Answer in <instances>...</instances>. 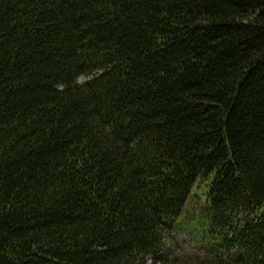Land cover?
<instances>
[{
    "label": "trees",
    "instance_id": "1",
    "mask_svg": "<svg viewBox=\"0 0 264 264\" xmlns=\"http://www.w3.org/2000/svg\"><path fill=\"white\" fill-rule=\"evenodd\" d=\"M0 264H264V0H0Z\"/></svg>",
    "mask_w": 264,
    "mask_h": 264
},
{
    "label": "rangeland",
    "instance_id": "2",
    "mask_svg": "<svg viewBox=\"0 0 264 264\" xmlns=\"http://www.w3.org/2000/svg\"><path fill=\"white\" fill-rule=\"evenodd\" d=\"M90 77H86V76H82V77H80L79 78V82H83V81H85V80H87V79H89ZM184 235H187L186 233H183Z\"/></svg>",
    "mask_w": 264,
    "mask_h": 264
}]
</instances>
